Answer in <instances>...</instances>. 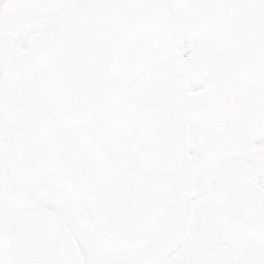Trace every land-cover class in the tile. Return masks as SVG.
Instances as JSON below:
<instances>
[{
  "label": "snow or ice",
  "instance_id": "6c2138e0",
  "mask_svg": "<svg viewBox=\"0 0 264 264\" xmlns=\"http://www.w3.org/2000/svg\"><path fill=\"white\" fill-rule=\"evenodd\" d=\"M0 264H264V0H0Z\"/></svg>",
  "mask_w": 264,
  "mask_h": 264
}]
</instances>
